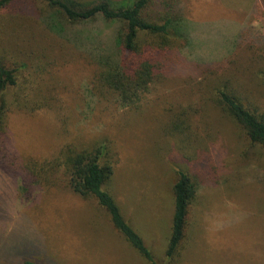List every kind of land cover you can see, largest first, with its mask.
I'll return each mask as SVG.
<instances>
[{
	"label": "rangeland",
	"instance_id": "1",
	"mask_svg": "<svg viewBox=\"0 0 264 264\" xmlns=\"http://www.w3.org/2000/svg\"><path fill=\"white\" fill-rule=\"evenodd\" d=\"M165 2L184 33L172 39L168 73L134 109L97 82L117 52L116 24L63 23L42 0L0 10V62L18 69L0 118V246L32 230L55 264H149L94 199L69 186L64 153L106 144L114 161L106 189L157 264H168L180 171L198 195L178 263L264 264V148L250 147L214 94L227 85L264 116V0ZM153 8L150 19L161 12Z\"/></svg>",
	"mask_w": 264,
	"mask_h": 264
},
{
	"label": "trees",
	"instance_id": "2",
	"mask_svg": "<svg viewBox=\"0 0 264 264\" xmlns=\"http://www.w3.org/2000/svg\"><path fill=\"white\" fill-rule=\"evenodd\" d=\"M42 1L58 13L63 23L83 24L101 18L118 26L115 41L117 52L112 64L100 65L102 72L97 82L101 88L114 93L123 108H138L154 81L168 73L164 69L174 49L172 39H180V34L184 33L181 27L184 19L176 13L174 6H163L166 0H134L130 6L125 7L108 0L86 6L69 0ZM15 2L17 0H0V10ZM155 4L161 12L156 14L155 19H150L147 14L152 10L155 12ZM63 23H59L61 27L58 26V29L63 30ZM17 74L18 69L10 70L0 62V106L3 107L0 118L6 109L4 94L17 85ZM214 94L216 104L243 129L250 147L264 148V116L247 107L238 93L227 85ZM184 130L187 129L184 127ZM1 132L0 149L5 130L1 129ZM63 166L72 191L84 199H94L127 243L146 262L157 264L143 238L126 220L115 198L106 189L114 175L110 147L102 144L82 151L69 148L64 153ZM27 176L33 183L36 181L31 173H27ZM197 195L198 185L194 178L184 171L178 172V181L173 187V216L165 252L168 264H179L183 242L188 234L191 209ZM29 232L23 238L10 236V248L0 246V264H55L47 256L43 239L32 230Z\"/></svg>",
	"mask_w": 264,
	"mask_h": 264
}]
</instances>
